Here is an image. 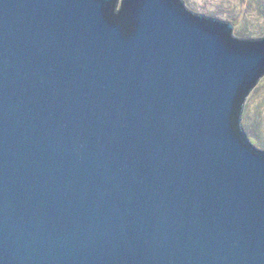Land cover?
<instances>
[{"label": "water", "instance_id": "1", "mask_svg": "<svg viewBox=\"0 0 264 264\" xmlns=\"http://www.w3.org/2000/svg\"><path fill=\"white\" fill-rule=\"evenodd\" d=\"M262 80L183 0H0V264H264Z\"/></svg>", "mask_w": 264, "mask_h": 264}, {"label": "rangeland", "instance_id": "2", "mask_svg": "<svg viewBox=\"0 0 264 264\" xmlns=\"http://www.w3.org/2000/svg\"><path fill=\"white\" fill-rule=\"evenodd\" d=\"M195 14L229 22L238 35L261 37L259 18L251 0H183ZM242 129L252 135L264 151V80L255 86L248 98Z\"/></svg>", "mask_w": 264, "mask_h": 264}, {"label": "trees", "instance_id": "3", "mask_svg": "<svg viewBox=\"0 0 264 264\" xmlns=\"http://www.w3.org/2000/svg\"><path fill=\"white\" fill-rule=\"evenodd\" d=\"M256 8L259 18L264 22V0H251ZM260 29L262 30V36L264 37V24H260Z\"/></svg>", "mask_w": 264, "mask_h": 264}]
</instances>
